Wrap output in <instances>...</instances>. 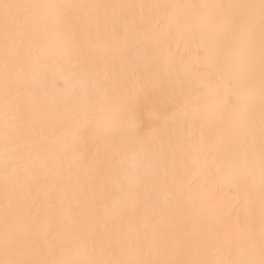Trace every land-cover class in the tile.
I'll use <instances>...</instances> for the list:
<instances>
[{
  "label": "bare ground",
  "instance_id": "bare-ground-1",
  "mask_svg": "<svg viewBox=\"0 0 264 264\" xmlns=\"http://www.w3.org/2000/svg\"><path fill=\"white\" fill-rule=\"evenodd\" d=\"M0 264H264V0H0Z\"/></svg>",
  "mask_w": 264,
  "mask_h": 264
},
{
  "label": "rangeland",
  "instance_id": "rangeland-1",
  "mask_svg": "<svg viewBox=\"0 0 264 264\" xmlns=\"http://www.w3.org/2000/svg\"><path fill=\"white\" fill-rule=\"evenodd\" d=\"M118 117L120 118L121 121L125 120V116L124 115H118ZM121 136V133L116 131V130H111L108 133V137L113 140L116 141L119 137Z\"/></svg>",
  "mask_w": 264,
  "mask_h": 264
}]
</instances>
